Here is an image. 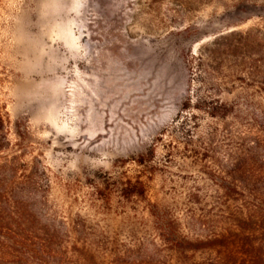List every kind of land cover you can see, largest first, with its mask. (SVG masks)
I'll return each mask as SVG.
<instances>
[{"label":"rangeland","instance_id":"obj_1","mask_svg":"<svg viewBox=\"0 0 264 264\" xmlns=\"http://www.w3.org/2000/svg\"><path fill=\"white\" fill-rule=\"evenodd\" d=\"M0 100L36 165L0 264H264L223 193L264 189V0H0Z\"/></svg>","mask_w":264,"mask_h":264},{"label":"trees","instance_id":"obj_2","mask_svg":"<svg viewBox=\"0 0 264 264\" xmlns=\"http://www.w3.org/2000/svg\"><path fill=\"white\" fill-rule=\"evenodd\" d=\"M10 127L6 106L0 100V253L11 246L9 237H14L21 231L18 224L24 217L20 211L23 201L28 203L33 199L31 191L25 195L24 190L16 187L17 181H21L20 185L30 186L28 189L32 190L33 181L30 176L33 174L26 172L36 169V165L32 167L23 162L28 147L23 146L21 142L24 141L26 134L17 129L18 140L12 143L9 139ZM16 170H24L21 172V177H16ZM223 193L227 201L237 205L239 213L251 214L249 218L260 215V218L264 219V210L261 209L264 205V189L246 190V188L234 187L229 191L224 190ZM10 222L14 224L11 226ZM11 243L17 244L12 241Z\"/></svg>","mask_w":264,"mask_h":264}]
</instances>
